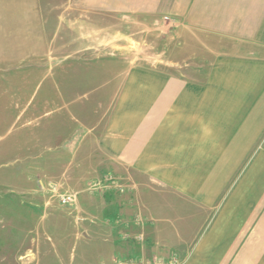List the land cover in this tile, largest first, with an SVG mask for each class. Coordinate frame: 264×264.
<instances>
[{"label":"crops","instance_id":"crops-1","mask_svg":"<svg viewBox=\"0 0 264 264\" xmlns=\"http://www.w3.org/2000/svg\"><path fill=\"white\" fill-rule=\"evenodd\" d=\"M39 1L178 27L184 58L113 72L94 147L130 183L150 253L264 264V0Z\"/></svg>","mask_w":264,"mask_h":264},{"label":"rangeland","instance_id":"rangeland-1","mask_svg":"<svg viewBox=\"0 0 264 264\" xmlns=\"http://www.w3.org/2000/svg\"><path fill=\"white\" fill-rule=\"evenodd\" d=\"M33 1L0 0V264H182L150 253L130 183L94 147L113 72L184 58L178 27Z\"/></svg>","mask_w":264,"mask_h":264},{"label":"built area","instance_id":"built-area-1","mask_svg":"<svg viewBox=\"0 0 264 264\" xmlns=\"http://www.w3.org/2000/svg\"><path fill=\"white\" fill-rule=\"evenodd\" d=\"M164 20H165L166 22H170L169 17H165ZM62 198H63V199H62V202H63L64 204H66V205L73 204L74 201H75V196H74V195H70V194L64 195Z\"/></svg>","mask_w":264,"mask_h":264}]
</instances>
